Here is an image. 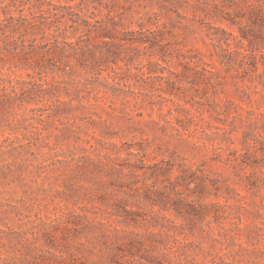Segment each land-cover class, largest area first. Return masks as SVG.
<instances>
[{
  "label": "rangeland",
  "instance_id": "1",
  "mask_svg": "<svg viewBox=\"0 0 264 264\" xmlns=\"http://www.w3.org/2000/svg\"><path fill=\"white\" fill-rule=\"evenodd\" d=\"M117 3L125 26L128 14L157 18L165 61L71 29L80 64L67 51L31 69L0 50V100L15 101L2 80L44 84L31 103L0 105V264H264V105L242 94L261 65L243 80L226 71L216 46L236 60L243 49L201 1ZM30 14L0 0V18ZM6 34L0 47L22 40L33 52L29 33Z\"/></svg>",
  "mask_w": 264,
  "mask_h": 264
},
{
  "label": "trees",
  "instance_id": "2",
  "mask_svg": "<svg viewBox=\"0 0 264 264\" xmlns=\"http://www.w3.org/2000/svg\"><path fill=\"white\" fill-rule=\"evenodd\" d=\"M9 1H19L20 5L27 6V9L31 12L29 17L19 15L16 17L5 16L4 18H0V36H4L5 39L9 40L6 34L7 31H10V33H22V36L29 33L33 37L31 44L33 52H24L25 44L22 40L20 43L14 42L13 45L10 42H5L4 45L0 47L2 52L8 53L15 59L14 64L16 65H25L31 69L38 68L42 70L48 67L49 61L44 59V61L41 62L40 57L45 58L49 56L60 58L63 57L67 51L68 57L75 59L80 64V38H71V36H67L66 33L69 29L73 32L80 30L93 32L95 34V39L104 45L110 44L111 42L113 46L116 47L128 44L143 46L152 52L156 49L158 51L156 55H158L161 61H165L166 45L162 44V25L159 24L157 18L149 17L145 21L141 18L132 20V15L128 14V21L130 22L129 26H125L121 18L115 20V17L118 16L116 8L119 7V3H117L119 0H95L96 5L92 6L93 11L88 14L80 9L82 5V1L80 2V0H69L65 2L64 5L53 4L47 0ZM194 1H196V3L201 1L202 6L197 7V9L202 11L205 16L208 15L209 18L214 19L215 22L218 23L217 25H211V27L227 35V38H223L225 43L227 39L231 37L237 40L241 49H243L237 52L240 59L236 60L233 58V53L235 51L224 49L218 45L216 46L220 49L221 53L218 56L219 63L226 66L227 72L233 69L235 77L243 80L249 73L254 75L258 70V66L261 65V73L253 77V80L257 81V85L249 78L251 85H244L242 94L247 98L250 97L249 93L258 94L264 105V0H219V2L216 0ZM160 5L161 4H159V6ZM85 8H87V11L90 10L88 6H85ZM95 11H97V13H94ZM222 23L237 27L239 36H235L227 32V30H224L220 26ZM132 25H136L137 29L133 28ZM151 26L154 28L151 29ZM117 28H121L122 30H118ZM112 32H116L117 35L115 36ZM38 35H40L41 42L33 44ZM243 40L247 43L244 44ZM219 41H221V39ZM50 45H53V48H51ZM81 49H84V47ZM36 50L40 52H36ZM151 55H155V53ZM202 71L207 72L211 77H215L214 72L211 70L203 68ZM2 81V85H4V83L10 85L12 99L21 104L31 103L33 101L31 95L42 90L44 85L35 81H20L15 82V84H11V79ZM0 90L3 91L4 86H1ZM13 103L8 100H0V105H12ZM36 110L40 111L42 109L36 108ZM32 111H35V109ZM251 113L252 111H249V114ZM258 114L262 117V122H264V113L258 112ZM257 121L260 120H256V122ZM213 127L230 133L225 126ZM260 149L261 151L264 150L262 147ZM244 156H246V154L241 155L239 162H237V166L242 172L246 168L251 167L248 159H245ZM236 159H238V157L235 158L234 161H236ZM226 160L232 161L230 158ZM247 186H254V184H247ZM189 208L191 211H194L192 207ZM175 209L178 216L185 217L186 214H183L179 208L175 207Z\"/></svg>",
  "mask_w": 264,
  "mask_h": 264
}]
</instances>
